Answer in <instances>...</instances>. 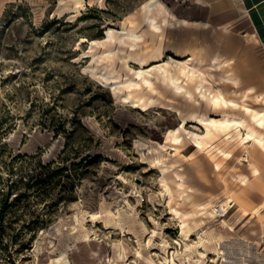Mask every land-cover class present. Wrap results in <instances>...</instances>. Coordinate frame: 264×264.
<instances>
[{
    "label": "rangeland",
    "instance_id": "rangeland-1",
    "mask_svg": "<svg viewBox=\"0 0 264 264\" xmlns=\"http://www.w3.org/2000/svg\"><path fill=\"white\" fill-rule=\"evenodd\" d=\"M222 1L0 0V264H264V45Z\"/></svg>",
    "mask_w": 264,
    "mask_h": 264
},
{
    "label": "crops",
    "instance_id": "crops-1",
    "mask_svg": "<svg viewBox=\"0 0 264 264\" xmlns=\"http://www.w3.org/2000/svg\"><path fill=\"white\" fill-rule=\"evenodd\" d=\"M220 9L224 10L223 14H225L223 21L226 24H223V30L248 35L258 45H264V0H223L222 2H215L213 5L208 6L209 15H213L214 12L217 13ZM204 23L209 25L208 22ZM254 96L256 100L264 101V91L255 92ZM257 108L259 110L256 111L257 122L255 126L261 127L264 126V107ZM249 134L264 149V136H260L255 131ZM251 169L253 172L256 171L252 164Z\"/></svg>",
    "mask_w": 264,
    "mask_h": 264
},
{
    "label": "bare ground",
    "instance_id": "bare-ground-1",
    "mask_svg": "<svg viewBox=\"0 0 264 264\" xmlns=\"http://www.w3.org/2000/svg\"><path fill=\"white\" fill-rule=\"evenodd\" d=\"M185 57V56H184ZM214 60L217 59V57H213ZM166 63V62H165ZM163 64V63H162ZM164 65V64H163ZM152 67V66H151ZM160 69V68H159ZM162 69V68H161ZM141 76V75H140ZM149 80V79H148ZM210 95V94H209ZM223 95L222 91H219L218 94H215L213 97V100L215 102L219 101V97ZM202 118L199 117V120H201ZM204 121V123L208 126H220V127H226V126H230V125H234V124H241V119L240 118H234V117H230L228 114H223L221 116V118L218 119H214L212 117H207V118H203L202 119ZM252 143H256L255 139L253 138ZM113 208V207H112ZM220 252L222 253V251L220 250Z\"/></svg>",
    "mask_w": 264,
    "mask_h": 264
},
{
    "label": "trees",
    "instance_id": "trees-1",
    "mask_svg": "<svg viewBox=\"0 0 264 264\" xmlns=\"http://www.w3.org/2000/svg\"><path fill=\"white\" fill-rule=\"evenodd\" d=\"M2 229V217L0 215V230Z\"/></svg>",
    "mask_w": 264,
    "mask_h": 264
}]
</instances>
